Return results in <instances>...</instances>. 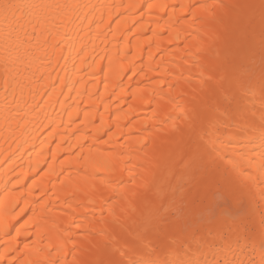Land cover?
<instances>
[{
    "label": "bare ground",
    "instance_id": "1",
    "mask_svg": "<svg viewBox=\"0 0 264 264\" xmlns=\"http://www.w3.org/2000/svg\"><path fill=\"white\" fill-rule=\"evenodd\" d=\"M5 3L0 264H264L261 0Z\"/></svg>",
    "mask_w": 264,
    "mask_h": 264
},
{
    "label": "rangeland",
    "instance_id": "2",
    "mask_svg": "<svg viewBox=\"0 0 264 264\" xmlns=\"http://www.w3.org/2000/svg\"><path fill=\"white\" fill-rule=\"evenodd\" d=\"M222 202H224V206L227 207V202L225 201V199L223 197H221L220 195H218L216 193L215 195V199H214V202L215 203L213 206H211L212 208L206 212L203 213L204 216H207V217H210L212 215V213L214 214V211L217 212L218 210H220V208L224 207L222 206ZM226 202V203H225ZM223 210L226 209V208H222ZM174 213H172V216H173Z\"/></svg>",
    "mask_w": 264,
    "mask_h": 264
},
{
    "label": "snow or ice",
    "instance_id": "3",
    "mask_svg": "<svg viewBox=\"0 0 264 264\" xmlns=\"http://www.w3.org/2000/svg\"><path fill=\"white\" fill-rule=\"evenodd\" d=\"M0 7H2L6 12L8 9L13 8V7H17V6L5 3V4L0 5ZM261 8L264 9V0H261ZM113 264H119V262H113ZM129 264H133V262H129Z\"/></svg>",
    "mask_w": 264,
    "mask_h": 264
}]
</instances>
